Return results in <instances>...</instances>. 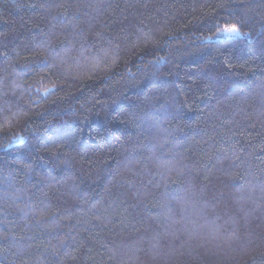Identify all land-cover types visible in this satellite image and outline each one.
<instances>
[{
    "label": "trees",
    "instance_id": "obj_1",
    "mask_svg": "<svg viewBox=\"0 0 264 264\" xmlns=\"http://www.w3.org/2000/svg\"><path fill=\"white\" fill-rule=\"evenodd\" d=\"M0 264H264V0H0Z\"/></svg>",
    "mask_w": 264,
    "mask_h": 264
},
{
    "label": "snow or ice",
    "instance_id": "obj_2",
    "mask_svg": "<svg viewBox=\"0 0 264 264\" xmlns=\"http://www.w3.org/2000/svg\"><path fill=\"white\" fill-rule=\"evenodd\" d=\"M229 33H239L240 29L237 27V25L233 24L231 27L226 29Z\"/></svg>",
    "mask_w": 264,
    "mask_h": 264
},
{
    "label": "rangeland",
    "instance_id": "obj_3",
    "mask_svg": "<svg viewBox=\"0 0 264 264\" xmlns=\"http://www.w3.org/2000/svg\"><path fill=\"white\" fill-rule=\"evenodd\" d=\"M225 37L238 36V33H229L227 30L224 33Z\"/></svg>",
    "mask_w": 264,
    "mask_h": 264
}]
</instances>
